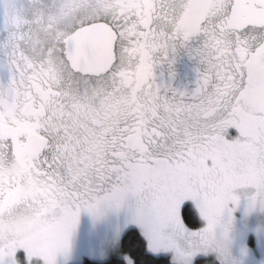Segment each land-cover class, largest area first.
I'll return each instance as SVG.
<instances>
[{"label": "snow or ice", "instance_id": "6c2138e0", "mask_svg": "<svg viewBox=\"0 0 264 264\" xmlns=\"http://www.w3.org/2000/svg\"><path fill=\"white\" fill-rule=\"evenodd\" d=\"M29 13L58 28L54 62L32 60ZM178 48L198 62L190 91L154 74L173 75ZM13 156L0 220L33 207L47 226L38 241L0 238V264H56L81 210L122 207L176 264L209 250L235 264L229 203L243 188L264 207V0H0V162Z\"/></svg>", "mask_w": 264, "mask_h": 264}, {"label": "rangeland", "instance_id": "374dc122", "mask_svg": "<svg viewBox=\"0 0 264 264\" xmlns=\"http://www.w3.org/2000/svg\"><path fill=\"white\" fill-rule=\"evenodd\" d=\"M229 207L232 211L227 232V246L231 258L235 264H264V219L252 218L247 213H237L240 204ZM128 216V210L122 207L109 209L108 213L90 219L86 225L89 227L97 225L98 230L72 231L69 236L68 251L66 254H57L56 264L78 263L85 258L94 261H103L110 257L122 258L119 242L123 232L128 228H135L141 233L137 225L129 222ZM198 220L200 225L202 221L199 218ZM77 232L82 236L73 235ZM142 236L146 240V237ZM148 250L151 251L149 248ZM154 253L169 255L171 261L176 264L170 249H161ZM198 257L208 258L204 264H220L216 253L211 250L198 253L196 259Z\"/></svg>", "mask_w": 264, "mask_h": 264}, {"label": "flooded vegetation", "instance_id": "af4514ba", "mask_svg": "<svg viewBox=\"0 0 264 264\" xmlns=\"http://www.w3.org/2000/svg\"><path fill=\"white\" fill-rule=\"evenodd\" d=\"M29 18L31 22L23 24L22 30L30 32L37 41H42V46L38 44L30 53L32 60L38 63L40 61L47 62L51 59L54 62L57 58V41L59 39L58 28L49 24L47 21L40 20L38 13L36 16L29 13ZM192 43L195 44V41H192ZM197 66L198 62L195 57H191L184 48H178L171 65L173 75L169 77V67L167 65H156L154 67V74L158 82H168L170 80L173 87L184 88L185 90L190 91L194 87V82L197 76ZM53 114H55V118L58 119L57 113L53 111L43 117V123L47 124L46 118H53ZM0 171H3V173L7 175L20 173L22 171V161L14 156L8 158L5 161L0 162ZM21 187L26 194L31 195L30 188L27 184L22 185ZM236 191L239 193V200L236 204H240V208L236 212L240 214L247 213L252 216V218L264 219V207H261L259 202L254 206L250 205L245 189L240 188ZM229 205H232L231 202ZM23 209H31L34 211L35 215L43 217V222L40 226L34 231H30L28 237L25 236V239L37 241L42 239L45 235L47 226L46 216L42 209L33 207L14 209L11 214L6 215L3 220H0V222H3L5 219H10L15 212ZM108 210L109 209L101 215L108 213ZM96 216L98 215H93L86 210H81L72 231L92 230L94 232L98 230L97 225L94 227L86 225L90 219H93ZM73 235L79 237L82 236V234L78 232Z\"/></svg>", "mask_w": 264, "mask_h": 264}, {"label": "trees", "instance_id": "16d2710c", "mask_svg": "<svg viewBox=\"0 0 264 264\" xmlns=\"http://www.w3.org/2000/svg\"><path fill=\"white\" fill-rule=\"evenodd\" d=\"M189 227H197L199 225V220L196 216L189 218L187 221ZM135 242L136 247L134 249H130V244ZM147 243L141 233L135 228L126 229L119 242V248L121 252L131 250L142 257V264H174L169 255L165 254H157L151 252L147 248ZM120 259V257H110L103 261H94L90 259H83L78 263H69V264H116V261ZM197 260L204 264L208 258L206 257H198Z\"/></svg>", "mask_w": 264, "mask_h": 264}, {"label": "clouds", "instance_id": "9594fccd", "mask_svg": "<svg viewBox=\"0 0 264 264\" xmlns=\"http://www.w3.org/2000/svg\"><path fill=\"white\" fill-rule=\"evenodd\" d=\"M46 123L54 128L59 121L53 114V118H46ZM42 222L43 217L35 215L33 210H19L10 219L0 222V238L25 236L38 228Z\"/></svg>", "mask_w": 264, "mask_h": 264}]
</instances>
